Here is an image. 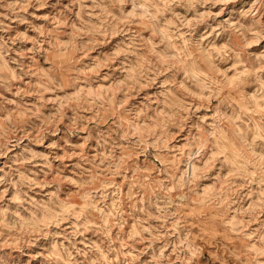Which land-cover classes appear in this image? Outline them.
Wrapping results in <instances>:
<instances>
[{"label": "rangeland", "instance_id": "obj_1", "mask_svg": "<svg viewBox=\"0 0 264 264\" xmlns=\"http://www.w3.org/2000/svg\"><path fill=\"white\" fill-rule=\"evenodd\" d=\"M0 264H264V0H0Z\"/></svg>", "mask_w": 264, "mask_h": 264}]
</instances>
